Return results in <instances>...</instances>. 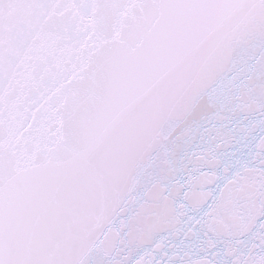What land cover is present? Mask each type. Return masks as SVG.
<instances>
[{
	"label": "snow or ice",
	"instance_id": "6c2138e0",
	"mask_svg": "<svg viewBox=\"0 0 264 264\" xmlns=\"http://www.w3.org/2000/svg\"><path fill=\"white\" fill-rule=\"evenodd\" d=\"M0 264H264V0H0Z\"/></svg>",
	"mask_w": 264,
	"mask_h": 264
}]
</instances>
